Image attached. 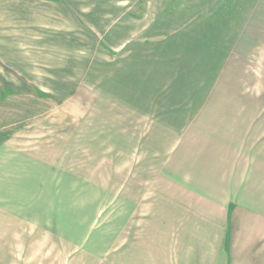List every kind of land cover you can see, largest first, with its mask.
I'll list each match as a JSON object with an SVG mask.
<instances>
[{"label": "crops", "instance_id": "1", "mask_svg": "<svg viewBox=\"0 0 264 264\" xmlns=\"http://www.w3.org/2000/svg\"><path fill=\"white\" fill-rule=\"evenodd\" d=\"M223 2L3 1L38 11L0 17V87L66 127L0 143V264H264V0Z\"/></svg>", "mask_w": 264, "mask_h": 264}, {"label": "rangeland", "instance_id": "2", "mask_svg": "<svg viewBox=\"0 0 264 264\" xmlns=\"http://www.w3.org/2000/svg\"><path fill=\"white\" fill-rule=\"evenodd\" d=\"M3 1L4 0H0V17H2L4 13H11V15L17 16L18 19L24 20L26 28L31 29L34 26L33 17H35V14L38 11L35 6L31 5L18 14V10L13 13L12 10L6 6V4L3 6ZM226 3H228L227 0H224L222 4L223 9H227L228 6L225 5ZM238 4L239 7L233 10L234 17H236V26L242 21L244 13L243 0H238ZM192 15L197 14L195 13ZM2 26L3 21L0 20V48L3 46L1 34L4 32L7 34L9 33L8 29H4ZM28 35L29 33L26 34V36ZM0 82L1 84L19 83L17 80L8 77L7 73L3 70H0ZM4 87L8 86L0 87V143L5 142L18 146H27L30 149H33L35 145H38L44 146L46 149H51V143H58L61 141V134L59 131L66 127V121H64V125L60 120L57 123L52 121L51 111L53 110V112L57 114L56 112H61L63 110L66 111V109H59L60 106H57L56 103H51L48 96L43 95L44 90L47 91L49 89L45 87L32 88V86H22L21 90L17 89V91H15ZM56 90L58 91V89ZM60 97L66 99L67 95L61 94ZM64 105L67 106L66 103L61 106ZM44 119H47V122H42ZM71 139V142L68 144H60L68 145L69 148L78 147L75 143V138L73 137ZM110 187L114 190L115 185L111 184ZM114 204V201H112L111 204H107L105 207L107 210H113ZM107 210H104V212L107 213ZM106 217L110 219L113 216ZM103 218L104 216H101L98 222H100ZM77 255H79V253H76V256Z\"/></svg>", "mask_w": 264, "mask_h": 264}]
</instances>
